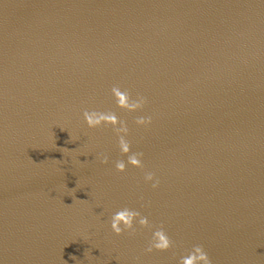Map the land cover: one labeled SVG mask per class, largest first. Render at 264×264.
Masks as SVG:
<instances>
[{
  "label": "water",
  "instance_id": "obj_1",
  "mask_svg": "<svg viewBox=\"0 0 264 264\" xmlns=\"http://www.w3.org/2000/svg\"><path fill=\"white\" fill-rule=\"evenodd\" d=\"M85 109L127 121L143 169ZM125 207L152 227L116 234ZM161 225L173 247L147 252ZM194 245L264 264V0H0V264H180Z\"/></svg>",
  "mask_w": 264,
  "mask_h": 264
},
{
  "label": "clouds",
  "instance_id": "obj_2",
  "mask_svg": "<svg viewBox=\"0 0 264 264\" xmlns=\"http://www.w3.org/2000/svg\"><path fill=\"white\" fill-rule=\"evenodd\" d=\"M111 92L116 98V103L119 108L128 110L129 112L142 109L147 103V98L140 96L138 99L133 100L132 94L128 89H122L119 85H113ZM84 118L87 125L90 128H98L111 126L113 131L118 136V146L122 154L131 153V141H129L126 136L129 133V127L127 121L121 120L119 116L114 111L102 112L97 110L89 111L84 110ZM152 122V118L149 117H138L135 123L138 125H149ZM143 152L131 153L128 155L127 163L138 168H144L143 161L141 157ZM108 156L102 154V163H108ZM115 167L118 171L124 172L127 169V164L124 160H117ZM155 174L152 172H147L145 174V179L151 181L154 179ZM159 180L152 185L153 188L158 187ZM143 228L152 227L151 222L147 216L141 214L140 211L134 210L128 207L117 210L111 217V228L112 230L120 235L125 231H128L129 235H135L138 231L135 227L137 222ZM174 241L169 237L163 226L157 228L149 241L147 252H152L153 250L166 251L173 247ZM180 264H212V261L204 250L203 245H194L193 249L188 255L181 258Z\"/></svg>",
  "mask_w": 264,
  "mask_h": 264
}]
</instances>
